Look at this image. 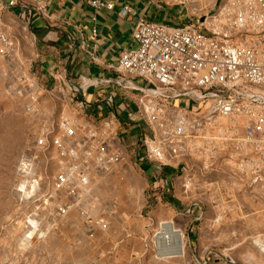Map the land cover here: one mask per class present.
Returning a JSON list of instances; mask_svg holds the SVG:
<instances>
[{
  "label": "built area",
  "instance_id": "2783aa9c",
  "mask_svg": "<svg viewBox=\"0 0 264 264\" xmlns=\"http://www.w3.org/2000/svg\"><path fill=\"white\" fill-rule=\"evenodd\" d=\"M168 1L193 16L176 26L139 18L136 45L107 67L111 76L64 72L48 88L4 20L10 12L30 24V10L48 18L46 5L0 0V71L16 77L12 97L24 100L23 111L34 121L35 147L58 158L49 197L62 195L66 211L101 229L109 223L97 187L125 165L124 140L138 162L152 166L154 185L169 203L178 173L187 190L195 170L206 176L226 167L251 183L264 182V0ZM87 2L95 11L115 9L110 0ZM130 14L128 6L118 11L119 17ZM90 59L98 62L94 54ZM104 85L110 91L99 103L113 111L99 124L87 119L93 109L87 95ZM118 97L126 99L120 104L125 117L116 112ZM44 99L63 110L51 111ZM105 209L117 213L115 204Z\"/></svg>",
  "mask_w": 264,
  "mask_h": 264
},
{
  "label": "rangeland",
  "instance_id": "374dc122",
  "mask_svg": "<svg viewBox=\"0 0 264 264\" xmlns=\"http://www.w3.org/2000/svg\"><path fill=\"white\" fill-rule=\"evenodd\" d=\"M4 20L22 45L25 22L19 26L10 12ZM27 53L23 49L28 60ZM15 84V76L0 71V264H264V182L251 183L233 170L189 173V200L172 205L154 196L164 195L162 188L131 157L99 180L108 229L66 211L62 195L49 197L56 152L44 155L35 147L34 121L23 111L24 100L12 97ZM44 100L51 111L63 110ZM209 176L212 185L205 188ZM113 204L115 215L105 209ZM188 209L193 213L184 214ZM165 221L183 233L184 256L165 255L172 248L159 238Z\"/></svg>",
  "mask_w": 264,
  "mask_h": 264
},
{
  "label": "crops",
  "instance_id": "0c3cea01",
  "mask_svg": "<svg viewBox=\"0 0 264 264\" xmlns=\"http://www.w3.org/2000/svg\"><path fill=\"white\" fill-rule=\"evenodd\" d=\"M19 1L33 5L35 2H42L47 7L48 18L41 16L36 10H30L27 13L31 21L30 24L25 22L26 38L22 39V48L29 51L27 58L31 62L32 70L41 77L43 84L48 88L55 85L54 76L64 72L74 76H111L107 67L111 64L117 65L122 53L136 45L134 28L139 18L153 23L176 26L186 23L193 16L191 11L168 0H110L115 3L114 11H95L88 4V0ZM125 6L130 7L134 14L119 17L118 11ZM15 22L19 26L24 24L22 20ZM94 28L97 29L95 37L92 36ZM90 54L96 55L97 63L91 62ZM109 91L106 85L89 91L87 100L93 105V109L88 112L89 121L101 124L111 116L113 109H108L105 104L99 103V98ZM122 102L125 103L126 99L118 97L115 108L119 117H125L126 114L120 107ZM129 108L135 110L133 105ZM124 145L127 152L125 164L131 157L137 161L129 143L124 140ZM137 163L139 169L154 185L155 175L152 166L138 161ZM143 165L145 169H142ZM225 169L228 168L225 167ZM194 173H198V170ZM209 177V180L203 181L205 188H210L212 185L211 176ZM207 190L210 193L209 189ZM189 191L184 187V177L175 175L173 202L178 201L181 204L188 201ZM158 194L154 193V196L157 195L158 198L162 196L163 200L167 201L165 195ZM263 214L261 213V216ZM190 230L189 235L192 241L195 230L193 228Z\"/></svg>",
  "mask_w": 264,
  "mask_h": 264
},
{
  "label": "bare ground",
  "instance_id": "6f19581e",
  "mask_svg": "<svg viewBox=\"0 0 264 264\" xmlns=\"http://www.w3.org/2000/svg\"><path fill=\"white\" fill-rule=\"evenodd\" d=\"M159 238L164 244H172V248L166 249L165 255L169 257H181L185 254V240L181 230L177 229L172 221H165L161 223ZM165 247V246H164ZM167 247V246H166ZM163 251V254H164Z\"/></svg>",
  "mask_w": 264,
  "mask_h": 264
}]
</instances>
